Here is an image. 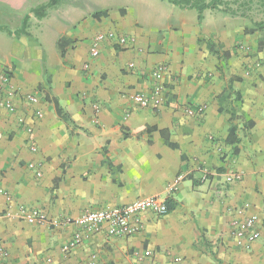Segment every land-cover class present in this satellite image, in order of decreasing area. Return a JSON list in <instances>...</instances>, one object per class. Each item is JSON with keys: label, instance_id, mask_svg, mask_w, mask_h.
Here are the masks:
<instances>
[{"label": "crops", "instance_id": "crops-1", "mask_svg": "<svg viewBox=\"0 0 264 264\" xmlns=\"http://www.w3.org/2000/svg\"><path fill=\"white\" fill-rule=\"evenodd\" d=\"M48 1L0 0V27L15 31L31 15L30 35L0 30V71L9 70L22 93L41 97L29 107L17 99L15 113L0 112V263L264 264V30L248 33L255 26L244 15L217 9H206L200 22L196 9L168 0H101L85 10L65 0L44 18L31 14ZM109 31L131 41H105L93 58L92 38ZM161 64V104L139 106L134 94L153 91ZM55 97L71 121L58 115ZM198 106H205L202 115L187 112ZM29 162L40 165L41 177ZM229 171L243 172V180L226 183ZM152 196L166 199L169 212L141 213L130 236H87L64 222ZM245 201L261 231L247 249L229 229L231 208ZM20 205L58 223L24 220ZM76 232L83 242L65 253Z\"/></svg>", "mask_w": 264, "mask_h": 264}, {"label": "built area", "instance_id": "built-area-1", "mask_svg": "<svg viewBox=\"0 0 264 264\" xmlns=\"http://www.w3.org/2000/svg\"><path fill=\"white\" fill-rule=\"evenodd\" d=\"M112 41L119 47H126L131 41V38L117 34L116 32H101L95 35L91 40L90 54L93 58L100 55L101 45L105 41ZM130 68H134L135 64L130 63ZM166 65H158L153 71V77L156 84L150 94L135 93L133 100L136 104L142 107H158L162 102V94L165 91V77ZM24 101L26 107L37 105L41 102V97L38 94L22 93L16 85L12 82L11 73L7 69L0 71V112L6 111L8 113H15L18 110L16 100ZM205 111V106H198L196 108H189L187 112L190 115H202ZM34 118L40 119L43 117L41 109L36 108L33 111ZM18 123L24 124L25 117H18ZM29 133H33L31 127H27ZM30 148L32 151H37V146L33 141L32 136L29 138ZM28 168L33 170L38 176H42V170L39 164L29 162ZM209 176V172L205 170L204 178ZM184 174H179L169 186L170 194L174 193L181 182L184 180ZM244 174L241 171H229L224 175L226 183H235L242 181ZM253 205L245 201L240 205L231 208L232 217L229 222L230 233L239 246L249 248L253 242L261 237V231L258 227L259 216L252 212ZM151 211L157 215H166L169 212L166 199L162 197L152 196L138 198L125 205L107 206L100 209H89L83 212L74 220L66 219L65 223L76 224L86 231V235L106 232L110 236H130L137 232L139 226V216L141 213ZM20 218L36 224H56L52 219H49L45 211L37 208L27 207L25 205L19 206ZM84 236L81 232H76L69 242L63 247L65 253L83 242ZM1 254L2 260L4 258ZM148 255L152 251H147ZM0 264H5L3 261ZM93 264V261H90Z\"/></svg>", "mask_w": 264, "mask_h": 264}, {"label": "trees", "instance_id": "trees-1", "mask_svg": "<svg viewBox=\"0 0 264 264\" xmlns=\"http://www.w3.org/2000/svg\"><path fill=\"white\" fill-rule=\"evenodd\" d=\"M63 0H49L47 3L39 5L31 10V14H33L35 17L41 19L48 15L49 10L57 7L60 2ZM169 2L173 3L174 5L182 8V9H196L198 11V18L201 22L204 19V11L206 9H217L224 13H229L231 15H239L237 11H234L230 9L227 5V0H168ZM105 12H96L94 13L95 17H100L101 15H104ZM31 18V15L28 14L25 16V19L23 21V25L20 29H17L15 31L9 30L7 27H0V30H5L9 35H15L17 37L21 35H30V32L28 31L29 28V20ZM264 21L256 23L255 27L249 28L247 30L248 33H254L256 30L263 29ZM262 44V43H261ZM262 46V45H261ZM232 89L231 84L227 88L224 89V91L219 96V101L222 104L227 97L230 95V91ZM53 102L55 104L56 111L59 116L66 118L71 121L69 113L65 111V109L62 107V105L59 102V99L57 97L53 98ZM234 114V111H233ZM148 130H154L156 127H147ZM236 126H233L228 139L232 138L235 134ZM166 203L169 208V204L166 200Z\"/></svg>", "mask_w": 264, "mask_h": 264}, {"label": "rangeland", "instance_id": "rangeland-1", "mask_svg": "<svg viewBox=\"0 0 264 264\" xmlns=\"http://www.w3.org/2000/svg\"><path fill=\"white\" fill-rule=\"evenodd\" d=\"M65 0L61 1V5ZM101 4V0H74L72 5L82 10L97 8ZM237 11L239 15H244L251 27L256 23L264 21V0H227V5L224 7ZM72 7V6H70ZM196 13L197 11L194 10ZM264 30V26H263Z\"/></svg>", "mask_w": 264, "mask_h": 264}]
</instances>
